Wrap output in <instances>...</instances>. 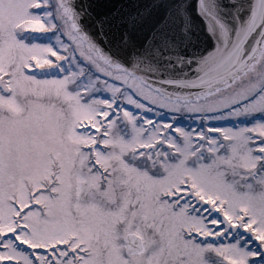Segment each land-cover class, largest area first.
<instances>
[{
	"label": "snow or ice",
	"instance_id": "6c2138e0",
	"mask_svg": "<svg viewBox=\"0 0 264 264\" xmlns=\"http://www.w3.org/2000/svg\"><path fill=\"white\" fill-rule=\"evenodd\" d=\"M89 7L0 0V264H264V0Z\"/></svg>",
	"mask_w": 264,
	"mask_h": 264
},
{
	"label": "water",
	"instance_id": "95a60500",
	"mask_svg": "<svg viewBox=\"0 0 264 264\" xmlns=\"http://www.w3.org/2000/svg\"><path fill=\"white\" fill-rule=\"evenodd\" d=\"M78 2L86 7L91 5L89 11H92L93 16H97L98 14L104 15L108 13L111 10L112 5H118L122 0H78ZM97 4H100L101 7L95 8ZM81 22L85 23L86 20H82Z\"/></svg>",
	"mask_w": 264,
	"mask_h": 264
}]
</instances>
